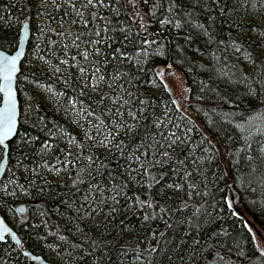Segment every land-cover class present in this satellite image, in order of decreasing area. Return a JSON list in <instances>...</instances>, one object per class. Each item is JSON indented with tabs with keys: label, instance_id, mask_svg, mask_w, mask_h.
<instances>
[{
	"label": "snow or ice",
	"instance_id": "1",
	"mask_svg": "<svg viewBox=\"0 0 264 264\" xmlns=\"http://www.w3.org/2000/svg\"><path fill=\"white\" fill-rule=\"evenodd\" d=\"M0 13V216L16 226L0 218V264H264V225L236 195L264 186V0H0ZM158 59L196 89L163 99ZM43 77L58 87L22 106L21 84Z\"/></svg>",
	"mask_w": 264,
	"mask_h": 264
},
{
	"label": "trees",
	"instance_id": "2",
	"mask_svg": "<svg viewBox=\"0 0 264 264\" xmlns=\"http://www.w3.org/2000/svg\"><path fill=\"white\" fill-rule=\"evenodd\" d=\"M2 2L6 4V3H8V0H2ZM2 14L3 13H0V15H2ZM13 23L15 25V20H13ZM15 26H17V25H15ZM4 27H7V25H4ZM194 47H199V45H194ZM167 63H168V61L165 59H158L156 61V65H153L152 67H156L157 65H158V67L166 66ZM173 68L181 73V75L183 76L184 83H185L186 87H191L193 89H196L197 85L192 83V75L191 74H188L186 72L182 73L181 68L177 65H173ZM149 76H151V73H149ZM199 78H203V77H199ZM40 81H43L46 85H48V83H51V85H53V88L58 87V85L56 83H52V81L50 79L41 78ZM161 91H163L162 88H161ZM29 96L31 97V100L33 103H39L40 102V100L36 99L34 96H32V94H29ZM171 98H173L172 95L169 96L167 93H165V95L163 97V99H171ZM41 114L47 115L49 118H51L53 113H52V110L45 108V106H42L41 107ZM201 117H203L202 113H201ZM57 118L60 119L59 116H57ZM213 118H216V117H213ZM257 139H260V137H257ZM253 148L255 149V145H253ZM238 159H240V163H239L240 174L244 175V173L247 171V169L245 167V161L240 157H238ZM262 171H264V169H262ZM258 175H259V173H257V177H258ZM244 179H245V181H247L248 177L244 176ZM221 187H222V185H221ZM236 195L240 199V202L238 203L240 205V208H238V209L243 212L244 218L247 220H250L251 225L255 226L259 231L261 229V226L264 225V216H261L258 214L260 211L261 205L264 204V186H261L259 184L258 179L256 180V182H254L252 184H248L246 182L244 188L240 189L236 193ZM12 198L15 201H19V202H23V203H25V200H27V197H23V196H19V195L17 197H12ZM217 199H219V194H217ZM13 207H15V206L13 205ZM26 207H27V213L25 215L30 214V212H31V209L29 208L28 204H26ZM21 216L22 215L17 214L18 218H20ZM14 229L16 230V226ZM17 233H18V236L21 234L19 231ZM28 248H34L33 254L40 255V253H41V247L38 245H35V243L33 241H28ZM44 249H45V254L47 255L48 252H47L46 245H44ZM20 264H32V263H30L29 261L25 262L23 259H21Z\"/></svg>",
	"mask_w": 264,
	"mask_h": 264
},
{
	"label": "rangeland",
	"instance_id": "3",
	"mask_svg": "<svg viewBox=\"0 0 264 264\" xmlns=\"http://www.w3.org/2000/svg\"><path fill=\"white\" fill-rule=\"evenodd\" d=\"M34 23H35V21H34ZM36 35H38V33H32L30 31V36L33 39H35ZM28 46H30V45L28 44ZM159 69H163L164 72L166 73L164 76V82L167 83L169 88L171 89L172 97L176 98L177 100L182 101V99H183L182 90H183V88H186V85L184 83V79H183V76L181 75V73L175 69V75H170L168 73H171L172 69H168L166 66H160ZM43 78L50 79L49 77H43ZM28 79L32 80V77L29 76ZM50 80L52 81V83H56V81L54 79H50ZM47 86L48 85H46L43 81H40L39 84L29 83V84L25 85L22 83L21 87L25 88V91L21 93V99H20L21 105L24 106V102L29 100V98H30L29 94H32V96H34L36 99H39V100L41 97H47L48 96V93L46 92ZM52 87H53V85H52ZM44 106H45V108L52 110L49 105L46 104ZM11 199L13 200V198H11ZM20 204H24L26 206L25 203L19 202V201H16L14 206L17 207ZM237 206H238V208H240L239 204H237ZM3 218L12 228H15V225L13 223V217H12L11 213L6 214L5 216H3ZM248 221L251 224V221L250 220H248ZM252 227L258 231V229L255 226H252ZM261 244H264V241H261ZM47 255H50V253H47Z\"/></svg>",
	"mask_w": 264,
	"mask_h": 264
},
{
	"label": "water",
	"instance_id": "4",
	"mask_svg": "<svg viewBox=\"0 0 264 264\" xmlns=\"http://www.w3.org/2000/svg\"><path fill=\"white\" fill-rule=\"evenodd\" d=\"M29 35H30V32H29ZM28 46V41L26 40V47ZM18 207H23L24 208V212H22V213H17L18 215H25L26 213H27V207L24 205V204H20V205H18L17 206V208ZM0 218H3V216H0ZM4 219V218H3ZM6 222V221H5ZM6 224L10 227V228H12L7 222H6ZM13 230L15 231V229L13 228ZM17 235H18V233H17ZM11 238L9 237V240H10ZM13 244H14V242H12ZM33 255H36V254H33ZM30 263H32V264H44V258L42 257V259L40 260V261H29Z\"/></svg>",
	"mask_w": 264,
	"mask_h": 264
}]
</instances>
